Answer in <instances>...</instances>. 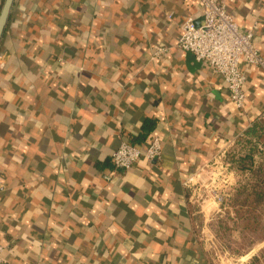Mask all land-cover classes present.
Listing matches in <instances>:
<instances>
[{
	"label": "crops",
	"instance_id": "crops-1",
	"mask_svg": "<svg viewBox=\"0 0 264 264\" xmlns=\"http://www.w3.org/2000/svg\"><path fill=\"white\" fill-rule=\"evenodd\" d=\"M226 3L241 28L257 23L264 56V0ZM195 11V0L13 1L0 40L4 264H214L194 233L210 216L192 180L264 124V74L244 69L242 115L221 76L190 53L152 59ZM154 137L156 166L141 159L105 178L120 141L145 149ZM241 208L223 215L251 216ZM252 256L264 264V239L240 264Z\"/></svg>",
	"mask_w": 264,
	"mask_h": 264
},
{
	"label": "built area",
	"instance_id": "built-area-1",
	"mask_svg": "<svg viewBox=\"0 0 264 264\" xmlns=\"http://www.w3.org/2000/svg\"><path fill=\"white\" fill-rule=\"evenodd\" d=\"M226 1L195 0L196 11L181 23L175 44L155 47L151 58L162 60L171 49L190 53L197 63L205 64L213 73L221 76L229 101L238 114L245 115L247 78L244 69L253 67L264 74V56L254 41L257 23L250 28H241L228 13ZM262 80L264 82V75ZM161 156L162 145L156 137L145 149L120 141L111 153L114 170L105 178L110 180L116 170H128L141 159L156 166ZM3 189L0 185V191ZM6 253L7 248L0 246V264L5 263Z\"/></svg>",
	"mask_w": 264,
	"mask_h": 264
},
{
	"label": "rangeland",
	"instance_id": "rangeland-1",
	"mask_svg": "<svg viewBox=\"0 0 264 264\" xmlns=\"http://www.w3.org/2000/svg\"><path fill=\"white\" fill-rule=\"evenodd\" d=\"M222 156L223 154L216 158L210 166L205 168L192 180L199 198V207L197 209H199V212L202 210V213L204 212L210 216L207 217V220L210 219V221L206 220L204 222H207L206 224L200 223L198 230L204 245V251L212 263L240 264L241 262H245L241 261L243 259L239 257L242 254L241 252L247 250L252 243L264 239V217L258 223L254 219H248L244 222H232L224 217L223 210H232L235 208L230 204L228 206L226 204L227 200L223 198V185L228 183V174L226 173L227 167H225ZM211 190H214L219 198ZM257 209L256 211L251 210V214H249L255 216V218L264 216V210L259 207ZM207 210H213L214 213L212 214L211 211L209 214ZM222 223L226 226L224 229L222 228ZM240 224L245 225L249 230L247 232L245 231L248 234L246 237H241L242 233L241 235H237L233 232V229L238 228ZM249 235L252 236L247 237Z\"/></svg>",
	"mask_w": 264,
	"mask_h": 264
},
{
	"label": "trees",
	"instance_id": "trees-1",
	"mask_svg": "<svg viewBox=\"0 0 264 264\" xmlns=\"http://www.w3.org/2000/svg\"><path fill=\"white\" fill-rule=\"evenodd\" d=\"M222 160L232 172L235 183L231 188V197L227 199L226 204L232 205L235 210H240L241 207H246L250 210H258L257 207L264 210V124L255 125L246 130L240 138L232 144V146L223 153ZM228 202V203H227ZM242 209V208H241ZM264 216L255 218V216L244 217L241 222L248 219H254L256 223L262 221ZM201 221L198 225H200ZM211 227V226H210ZM226 226L222 223V228ZM233 232L241 237L248 235L245 231H249L245 225L240 224ZM211 230H213L211 228ZM214 231V230H213ZM238 231V232H237ZM215 232V231H214ZM196 239L201 249L203 260H209L204 245L199 235V230H195ZM216 233V232H215ZM249 235L247 237H251ZM257 243L254 242L251 246L241 253H247ZM202 260V259H201ZM264 261V260H263ZM249 264H260L255 256L250 258Z\"/></svg>",
	"mask_w": 264,
	"mask_h": 264
},
{
	"label": "water",
	"instance_id": "water-1",
	"mask_svg": "<svg viewBox=\"0 0 264 264\" xmlns=\"http://www.w3.org/2000/svg\"><path fill=\"white\" fill-rule=\"evenodd\" d=\"M14 0H3L0 8V40L5 30Z\"/></svg>",
	"mask_w": 264,
	"mask_h": 264
}]
</instances>
